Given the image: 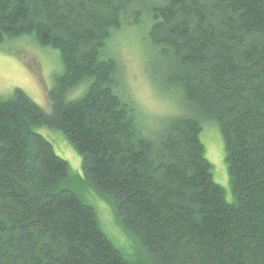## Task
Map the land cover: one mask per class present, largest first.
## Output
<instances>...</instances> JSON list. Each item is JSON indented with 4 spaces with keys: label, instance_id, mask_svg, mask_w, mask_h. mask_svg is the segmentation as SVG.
Instances as JSON below:
<instances>
[{
    "label": "trees",
    "instance_id": "16d2710c",
    "mask_svg": "<svg viewBox=\"0 0 264 264\" xmlns=\"http://www.w3.org/2000/svg\"><path fill=\"white\" fill-rule=\"evenodd\" d=\"M125 27L144 29L150 81L175 106L151 125L107 50ZM27 37L62 71L50 112L17 88L0 96V264H264V0H0V46ZM207 122L230 203L200 142ZM38 128L64 137L82 176Z\"/></svg>",
    "mask_w": 264,
    "mask_h": 264
},
{
    "label": "rangeland",
    "instance_id": "374dc122",
    "mask_svg": "<svg viewBox=\"0 0 264 264\" xmlns=\"http://www.w3.org/2000/svg\"><path fill=\"white\" fill-rule=\"evenodd\" d=\"M107 50L118 61L124 95L135 104L137 116L142 122L154 124L156 119L175 110L170 97L161 93L150 81L153 62L145 49L143 28H123L110 39ZM61 71L58 52L50 48L41 49L28 37L0 46L2 97L17 88L44 111L50 112L47 95ZM79 93L80 88L71 95ZM36 131L51 143L56 155L68 163L72 172L82 176L81 157L59 132L45 128ZM199 138L204 146L205 158L212 166L213 181L223 189L225 200L230 203L233 197L219 131L213 123H204ZM83 196L94 207L101 230L117 248L128 252L129 242L116 225L109 207L89 190H85Z\"/></svg>",
    "mask_w": 264,
    "mask_h": 264
}]
</instances>
